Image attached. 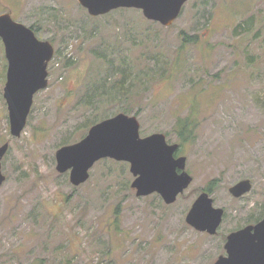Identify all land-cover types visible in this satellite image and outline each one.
Instances as JSON below:
<instances>
[{"label": "rangeland", "instance_id": "1", "mask_svg": "<svg viewBox=\"0 0 264 264\" xmlns=\"http://www.w3.org/2000/svg\"><path fill=\"white\" fill-rule=\"evenodd\" d=\"M3 12L49 40L54 55L47 87L14 137L0 38V145L9 143L1 162L0 264H214L225 255L227 235L264 211V0H188L169 26L134 8L92 17L77 0H0ZM250 16L248 31L234 30ZM182 32L197 41L183 42ZM106 49L110 69L98 57ZM125 61L135 78L118 92ZM90 85L102 92L88 104L82 97ZM119 112L137 117L142 137L162 132L180 144L192 181L173 203L157 193L137 196L124 161H97L78 186L57 171L60 146L80 140L88 121ZM189 113L195 137L180 143L174 123ZM245 178L252 188L237 199L229 188ZM202 190L224 209L215 234L185 220Z\"/></svg>", "mask_w": 264, "mask_h": 264}, {"label": "water", "instance_id": "2", "mask_svg": "<svg viewBox=\"0 0 264 264\" xmlns=\"http://www.w3.org/2000/svg\"><path fill=\"white\" fill-rule=\"evenodd\" d=\"M90 16L117 8L141 10L143 16L163 26L171 25L188 0H77ZM0 38L7 59L3 96L7 103L10 133L21 135L36 92L47 87V66L54 54L49 40L36 37L33 29L14 20L9 12L0 13ZM135 115L119 112L91 125L80 140L60 146L55 152L56 169L69 172L70 182L78 186L90 176L93 165L104 158L129 163L134 179L131 188L137 196L157 193L166 204L173 203L192 181L186 170V157H175L179 143H168L162 132L140 135ZM9 143L0 145V186L5 181L2 159ZM248 178L234 183L229 192L240 196L251 189ZM222 207L202 191L193 201L185 220L198 231L215 234L223 219ZM225 255L214 264H264V217L255 225L231 231L224 244Z\"/></svg>", "mask_w": 264, "mask_h": 264}, {"label": "trees", "instance_id": "3", "mask_svg": "<svg viewBox=\"0 0 264 264\" xmlns=\"http://www.w3.org/2000/svg\"><path fill=\"white\" fill-rule=\"evenodd\" d=\"M252 18H253V16H250L249 18L244 19L242 22H238L237 25L234 27V30L237 31L239 28H242L243 30L248 31L250 29V27H252V24H253ZM182 36H183V42L194 43L197 41V35H195V34L194 35H186V34H184V32H182ZM98 57L103 58L104 61L109 65V69H110V64L112 62V59L109 57V52L107 51V49L104 52H101V54H98ZM109 60H111V61H109ZM175 63H177L176 60H175ZM123 64H124V66H126L125 68H128V69H126V71H128V72L124 77H122L120 80H118L116 82L115 86H116V89L118 92L120 90H124V88L127 87V85H128V79L127 78H130L132 81L135 78L133 76H130L131 74L135 73L133 71V69L130 68V62L125 61ZM156 72L157 73L159 72L160 75H165V70H163L160 67L157 68ZM95 84H100V81L96 82ZM101 92H102V88L99 85H92V86L90 85L88 87L86 93H85V96L82 97V100L89 104L90 102L86 101V100H90L92 102V99L94 98V96L97 95L98 93H101ZM103 93H107L108 99H110L108 90H104ZM98 103H99L98 107H95V108L96 109L102 108V99L101 98L98 101ZM121 110H123L125 112L130 111L128 106L121 108ZM103 115L104 114H102L101 116L103 117ZM192 115L193 114L189 113L186 116L176 118V121L174 123V129H175V132L177 133V136H178L180 143H185V142H187V141H189L195 137V129L197 126V119H196V117L192 118ZM101 116L95 117L91 121H88L87 126L89 127L90 125L96 123V121L99 120V117H101ZM207 191L210 192L209 190H207Z\"/></svg>", "mask_w": 264, "mask_h": 264}, {"label": "flooded vegetation", "instance_id": "4", "mask_svg": "<svg viewBox=\"0 0 264 264\" xmlns=\"http://www.w3.org/2000/svg\"><path fill=\"white\" fill-rule=\"evenodd\" d=\"M32 28V27H31ZM33 29V28H32ZM34 30V29H33ZM35 32V31H34ZM174 156L175 157H179V156H181V155H179L178 154V150L174 153ZM251 188H252V186H251ZM251 190V189H250ZM249 190V191H250ZM202 191H204V190H202ZM201 191V192H202ZM248 191V192H249ZM208 192V191H207ZM248 192H246V193H244V194H242V195H240V196H233V197H235V198H237V199H241L245 194H247ZM210 194V193H209ZM211 195V194H210ZM224 210V209H223ZM223 217H224V214H223ZM264 217V211H263V213L262 214H260V217H254L253 219L255 220V221H253V220H251L252 222L251 223H248V224H246V225H244V226H242V227H239V228H237L236 230H239V229H241V228H243V227H245V226H247V225H255L256 223H258L262 218ZM223 220V219H222Z\"/></svg>", "mask_w": 264, "mask_h": 264}]
</instances>
